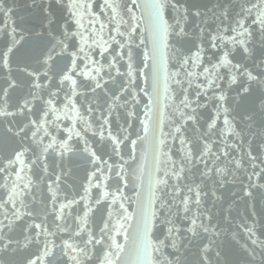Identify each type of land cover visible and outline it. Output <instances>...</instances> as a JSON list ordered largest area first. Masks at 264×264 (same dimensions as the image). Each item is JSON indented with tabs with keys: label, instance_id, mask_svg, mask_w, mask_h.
Instances as JSON below:
<instances>
[{
	"label": "snow or ice",
	"instance_id": "1",
	"mask_svg": "<svg viewBox=\"0 0 264 264\" xmlns=\"http://www.w3.org/2000/svg\"><path fill=\"white\" fill-rule=\"evenodd\" d=\"M11 12V8L5 10L4 0H0V15ZM166 14H169L167 19ZM209 14L215 27L208 20L200 19V23L194 25L199 35L187 39L189 17L203 18ZM145 21L151 36V50L144 38ZM38 27L41 31L35 35L43 34L47 41L36 57V68L27 63L12 67V57L25 40L16 27L8 33L9 38L0 41V125H8L6 133L16 142L6 160L0 162V178L4 180L0 189L7 192V199L0 200V209L4 210L0 212L3 216L0 251L23 250L43 243L38 248L40 254L26 258V264H45V258L54 255V249L60 250L70 264H86L93 259V250L100 246L104 254L96 257L98 264H127L125 255L129 253L134 264H161L163 250L170 247L175 259L165 258L167 264H180L184 249L199 239L204 242L198 249V264H222L223 256L217 250L221 230L211 223L207 210L202 209L208 193H204L195 180L188 182L185 173L202 164L203 168L197 169L201 179L217 177L214 183L222 185L228 179H236V172L247 163L251 171L246 172L245 195H251L248 189L264 188V184L257 183L264 180V159L251 150L245 151L244 147L246 140L249 145L252 143L249 136H264V0H224V4H214L203 12L190 11L181 0H125L123 4L121 0H103L99 12L94 8V0H52L47 6L40 5ZM170 36L185 40L186 49L172 46ZM141 46L145 47L142 68L133 60V48ZM169 56L174 61L171 72L168 71ZM125 64L127 70L122 71ZM149 67L151 92L139 85L141 78L147 82L145 69ZM14 71L17 77L13 76ZM170 82L175 85L172 89L176 101L174 118L169 125L171 131L161 130L160 136L171 137L179 144L173 153L179 158L173 159L162 152L161 145L169 152L172 148L160 136L155 138L157 172L161 157H167L163 161V176L149 174L148 195L138 209L130 212L126 207V202L132 200L125 195L126 170L123 165L110 164L98 156L86 136L91 130L100 141L109 142L113 154L123 159L121 145L129 139L127 128L120 125L118 132L113 133L109 116L122 109L127 117L125 123L131 126L132 119H139L147 136L161 84L163 92L172 98ZM22 86L27 91L16 95ZM232 92L235 95H231ZM253 92L260 93L255 109L244 108L237 113L241 100ZM138 93L149 98L144 104L147 121L140 117L137 109L141 103ZM98 94L105 97L106 106L100 109V115L93 116L97 109L89 96L99 99ZM81 97L88 101L87 108ZM89 116L93 119L89 120ZM258 118L261 126L257 128L254 126ZM160 123L163 124V113ZM189 128L193 134L198 133L195 138L188 135ZM73 140L83 144L81 150L94 166L84 186V195L79 200L59 203L57 207L58 196L53 186H59L61 176L57 175L48 187L55 221L66 220L65 209L85 202L83 215L75 218L74 225L56 224L59 232L73 227L75 231L67 240L56 244L47 239L56 232H50L46 224L27 223L22 228V237L12 238L8 233L13 232L16 221L33 215L31 211H21L28 207L21 197L31 187L30 180L24 182L25 170L31 171L33 166L39 168L43 164L47 174L44 159L47 154L54 152L64 161L73 152L70 144ZM130 144L134 160L137 140H131ZM30 151L34 158L27 156ZM255 151L264 153V144L258 145ZM105 171L114 172L118 181L112 191L106 190L109 185L105 181L112 177L105 175ZM13 174L16 179L11 180ZM173 180L176 183H172ZM93 188L99 190L96 205L108 201L107 218L98 231L88 226L93 207L87 200ZM157 192L163 195L158 197ZM136 195L139 198V191ZM211 195L216 198L214 191ZM242 227L251 250L247 243L242 247L251 259H256L257 249L264 256V241L256 238L251 227L246 224ZM154 229L160 235H154ZM121 236L124 243L119 239Z\"/></svg>",
	"mask_w": 264,
	"mask_h": 264
},
{
	"label": "water",
	"instance_id": "2",
	"mask_svg": "<svg viewBox=\"0 0 264 264\" xmlns=\"http://www.w3.org/2000/svg\"><path fill=\"white\" fill-rule=\"evenodd\" d=\"M52 0H4L5 10L11 8L12 12L8 15H0V41H4L8 37V33L11 32L12 27H16L17 31L25 36V40L22 42L23 46L19 49L15 56L12 57V67L16 68L17 64L27 63L31 68L37 67L36 57L39 55L41 49L47 41L45 35L37 36L36 32H40L38 27L39 15H40V5L47 6ZM103 0H94V8L99 12L100 4ZM125 0H121L123 4ZM185 7L189 8L190 11L199 9L200 11H205L208 8L213 7L214 4H224V0H181ZM139 15V13H137ZM174 15V13H169ZM169 14H166V19L169 18ZM200 19L208 20L212 27H215V23L212 22L210 14L208 17L195 18L189 17L186 27L189 32L187 39H194L199 35L198 31L194 28V25L200 23ZM170 23L174 21L169 20ZM210 30V29H209ZM144 38L147 44L148 50H151V36L147 30V21H145V32ZM137 41L139 40V34L136 36ZM169 40L171 45L175 48L185 50L186 41L181 40L175 36H170ZM145 50L144 46L140 48H133V60L134 63L139 65V67L144 66L143 52ZM168 71H173L172 64L174 61L171 60L169 56ZM239 59V57H238ZM63 63V61H59ZM249 67H252L251 61L247 62ZM122 71H126V64ZM42 71V69H41ZM148 74L147 82L141 78L139 81L140 87H146L149 92L152 91V70L151 67L145 69ZM13 76L17 77L18 74L14 71ZM111 86V85H110ZM227 87V85H224ZM175 88L174 83H169L171 99L168 98L163 92V85L161 84L159 94L157 97V103L153 109V119L151 121V129L147 136L144 133L143 126L139 119H132L131 126L125 123L127 119L126 114L123 110L114 111L109 120L111 121V130L113 133L118 132L119 126L123 125L127 128V135L129 139L121 145V155L123 159L113 154L110 143L107 141H100L98 136H93L91 130L87 133L86 138L89 143L93 146V150L96 151L98 156L103 159L108 160L110 164L113 165H123L126 170V176L128 181V186L125 189V195L132 198L131 201L126 202V207L129 211L138 209L139 204L148 195V182L149 174H153L156 177L163 176L164 164L163 161L167 157H161V163L159 165L160 171H156L157 163L155 160V138L160 136L161 130L164 132L171 131L169 125L173 120V110L175 106V93L172 89ZM27 91V88L22 86L17 89L16 95H23ZM235 95L234 92L230 93ZM62 95V93H61ZM260 95L259 92H253L251 96L245 97L240 102V107L237 108V113L241 112L244 108L249 111L255 109V105L258 103L257 97ZM99 99L89 96V100H94L92 104L96 108V112L93 116L100 115V109L105 107L104 104L105 97L102 94H98ZM84 103V107H88V101H84V98H80ZM138 99L141 103L137 106L139 110L140 117L147 121V117L144 116V104L148 103V97L143 93H138ZM161 113H163V124L161 125ZM235 114V113H234ZM93 116H89L88 119L92 120ZM203 122V119L202 121ZM96 125L94 124L93 127ZM261 123L259 118L257 119V125L254 127H260ZM8 125H0V162H4L6 157L10 154L13 148L16 147V142L13 141L10 136L6 133ZM188 135L195 138L191 129H188ZM144 137V139H137V137ZM161 139L165 140V143L172 148V152H169L168 148L163 145L160 146L162 152H167L169 156L173 159H178L179 156L173 155L176 149L179 147L177 142H173L171 137L160 136ZM131 140H137L135 145V159H131L132 146L130 144ZM248 140L252 143L249 145L247 140L245 141L244 147L245 151H253V154H259L262 159H264V153H257L255 149L258 145L264 144V136L259 138L255 136H249ZM72 145L73 152L64 160L60 161V158L54 153L50 152L44 158L46 160L48 171L45 174L43 168L44 165L41 164L39 168L32 167L31 171L25 170L24 182L31 181L30 190H28L21 199L24 203L28 205L27 208H21L23 212L31 211L33 215L24 216L23 220L16 221V226L13 232L8 233L14 239H19L22 237V228L26 226L27 223H41L43 222L49 228L50 232H56V235H49L47 239L54 241L56 244H61L62 241L67 240L71 232L75 231V227L67 229L64 232H59L56 228V224H62L65 227L68 224H73L77 216L83 215V205L84 201L80 204H73L71 208L65 209L66 220L55 221L53 213V205L51 203L52 193L49 191V183L56 180V176L60 175L61 180L58 182V187L53 186L56 190L58 199L56 201V206L59 203H67L68 200H79L81 196L84 195V186L87 183L88 175L94 170V166L90 163L89 157L82 152L83 144H77L75 140L70 141ZM39 150H37V155ZM29 158H34L32 152L27 153ZM125 161H128L125 163ZM203 165H196L191 169V172H186L185 175L188 177V182L195 180L197 184H200L204 193H208V196L202 202V209H206V215L211 217V223L217 225L221 230V235L217 239V250H219L223 256L222 264H264V256L260 254V249H257V256L255 260H252L248 252L242 247V245L248 244L249 251L251 250V243L244 233V228L242 225H247L251 227L256 234V238L264 241V188H251L248 191L251 195H245L244 185L248 183L246 172L251 171L250 165L245 163L244 168L239 172H236V179H228L222 185L214 181L218 180L217 177H210L208 179H201L199 171L197 169H202ZM143 169V173H141ZM63 173H67L64 175ZM105 175H110L112 179L105 181V184L109 185L106 189L112 191L117 186V179L115 178V173H108L105 171ZM49 177L51 179H49ZM11 180L16 179L13 174L10 177ZM176 183L175 180L171 181ZM4 180L0 178V184H3ZM95 183V181H93ZM257 183L264 184V180H258ZM139 191L140 196L137 197L136 193ZM215 192L216 198L214 199L211 195ZM99 190L93 188L91 194L87 200V203L92 205L93 212L89 217L88 226L93 231H98L99 226H103L104 219L107 218L108 212V201H104L99 205L94 203ZM162 192H157V196H162ZM7 199V192L5 189H0V200ZM19 205V201L17 202ZM12 208V205H8ZM158 207V206H154ZM0 209V212H3ZM3 219V216H0ZM7 223V221H5ZM7 231V230H5ZM131 233L130 229V240L128 241L129 249L131 248ZM233 234H235V239H233ZM83 235V234H82ZM154 235H160L159 232L155 231ZM163 238L162 236L160 237ZM41 241L43 242L44 237L42 236ZM77 242L79 238H76ZM120 241L124 243L123 237L121 236ZM237 241H239L237 243ZM204 241L197 239L194 243L188 245L183 251V256L181 258L180 264H198V249L199 246ZM35 244L29 246L27 249L12 251L11 248L8 250L0 251V264H26V258H30L32 254L39 255V247ZM54 255L45 258V264H70L68 258L62 254L58 249H54ZM104 249L97 246L93 250V259L86 261V264H98L96 260L97 256H103ZM171 254V255H170ZM175 259L174 250L172 248H166L163 250V255L161 257V264H167L165 259ZM125 260L127 264H134V258L132 255L126 254Z\"/></svg>",
	"mask_w": 264,
	"mask_h": 264
}]
</instances>
